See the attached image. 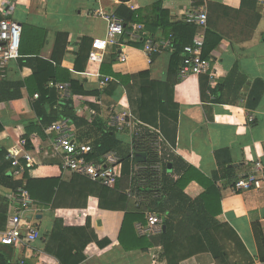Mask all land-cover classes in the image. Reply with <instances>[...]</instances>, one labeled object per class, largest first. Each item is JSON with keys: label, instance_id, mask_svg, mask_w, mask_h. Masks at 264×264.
Returning a JSON list of instances; mask_svg holds the SVG:
<instances>
[{"label": "crops", "instance_id": "obj_1", "mask_svg": "<svg viewBox=\"0 0 264 264\" xmlns=\"http://www.w3.org/2000/svg\"><path fill=\"white\" fill-rule=\"evenodd\" d=\"M160 1L170 10L173 24L182 22L184 15L194 7L193 0H0V21L9 18L22 25L24 31L26 27L33 28L30 39L35 42L34 46L37 49L42 47L40 50L42 59L51 61L55 52L61 67L69 70L73 79L82 83L86 91L100 92L99 99L75 98L73 109L78 118L86 121L93 119L91 112L95 111L96 118L108 126L111 106L132 114L127 89L118 82L115 75L134 77L149 71L153 80L166 81L172 51H164L154 56L150 63L143 42H140L143 43L141 48L121 43L106 51L102 65L90 63L88 59L85 72L77 73L74 71L75 60L83 40L87 39L93 43L96 39L106 36L107 23L95 17L94 12L101 8L108 14L116 15L118 8L124 5L137 15L138 22L131 25L144 26V36L157 41L168 39L166 31L157 30L151 34L148 29L158 21L153 8ZM206 3L207 7L214 5L213 12L208 9V18L212 22L208 28L217 31L223 38L209 58L211 86L213 88L221 86V89L217 97L202 101L199 81L192 76L181 80L182 83L180 82L177 88L180 91V98L184 101L181 102L178 121L174 122L160 116L156 132L141 130V136L143 134L145 136L142 137L143 141L162 138V142L167 143L166 154L174 155L173 161L178 159V162L168 164L166 167L168 174L178 177L176 174L178 170L184 165H190L216 183L222 195V214L217 220L228 223L236 231L255 259L254 264H264L258 259V249L252 231V224L255 222H260L264 230V190L237 193L232 186V178H245L252 171L255 162L261 161L264 164V90L260 87L255 91V94L260 95L257 105L251 99L254 82L256 80L264 82V38L259 35L264 24L263 19L258 28L253 29L255 14L264 17V4L259 0L255 11L252 9L242 11L243 0H206ZM36 31L45 32L46 36L35 34ZM59 33L69 36L65 49L62 43L56 47V37ZM125 37L132 41L128 36ZM122 54L127 57L125 63L119 62V56ZM32 75L31 66L20 68L17 61L11 62L5 71V78L9 82H23ZM98 75L110 77L115 82L112 81L113 85L101 89ZM2 79L0 74V81ZM59 85H50V89L55 92L50 101L52 115L62 112L61 104L66 101L62 99L64 91L59 89ZM135 90H138L137 87ZM23 93L26 96L25 90ZM89 104L95 105L98 110L92 109ZM250 118H253L252 122ZM0 123L5 128L0 134V150H5L8 154L6 160L12 162L6 174L0 175V210L5 207L4 200L10 201L6 225L12 217L26 215L31 217L30 222L42 238L49 235L53 229L56 214L52 206L37 208L32 203L30 207L24 208L20 193L22 189L13 188L15 183L22 182L24 173H20V168H24L22 162L29 159L36 166L49 167L50 175L55 177L62 175V187L56 195L58 206L65 209L61 211L77 213L73 216L78 217L81 216L80 213H86L92 220V227L99 241L105 239L112 241L109 246L99 249L94 255L89 253V249L86 250L87 259L82 264H168L166 259L160 257L163 250L158 238L152 240L153 247L147 252L139 250L127 252L119 241L115 240L125 214L145 213L146 217L150 213L163 217L152 205L161 194L147 191L161 188L160 182L164 173L162 155L158 157L150 146L156 158L155 163L160 161L161 164L159 180L153 178V175L157 177L152 170L155 163L151 164L149 160L144 163L132 162V170L135 171L136 177H132L131 183H125V186L122 184L116 195L110 199L109 203L115 210H100L98 199L91 196L90 190L86 193L88 196L86 208L75 210L70 207H79L73 205L79 199V194L88 189L82 187L88 185L90 181L64 170L61 156L55 151L54 136L46 132L41 136L38 133L31 134L29 138L33 149L29 151L19 143L28 136L30 129L39 126L36 114L34 112L18 114L10 103H1ZM74 132L80 143L91 144L83 128L74 125ZM118 137L122 141L120 154L124 152V156L131 157L133 152L138 150L136 141L132 140L128 131L119 134ZM115 153L120 158V154ZM13 162H17L19 166L14 167ZM229 162L235 170L232 175L221 171V167L225 168L224 165ZM1 166L3 163H0ZM226 174L227 176H224ZM4 177L11 180H5ZM204 193L205 189L197 182L190 183L185 189V195L191 200H197ZM122 195H125L127 200L123 199ZM141 224L143 223L137 222L134 225L139 237L144 236L137 229ZM195 235L197 230L186 221L179 220L175 224L176 242H182ZM43 244L38 241L30 250H16L1 245L0 249L10 256L9 264H37L41 256L49 259L42 254L45 249ZM94 246L98 248L93 244L90 250H93ZM184 263L186 260H183L182 264ZM209 263L215 264L211 257H205L203 264Z\"/></svg>", "mask_w": 264, "mask_h": 264}, {"label": "trees", "instance_id": "obj_2", "mask_svg": "<svg viewBox=\"0 0 264 264\" xmlns=\"http://www.w3.org/2000/svg\"><path fill=\"white\" fill-rule=\"evenodd\" d=\"M258 1L243 0L242 11L245 9L255 11ZM213 6H208L210 12H213ZM153 9L158 21L155 25L148 27L151 34L157 30H163L166 31L167 38L172 36L173 49L167 80H153L149 71L139 73L134 77L115 75V78L127 89L132 115L143 125L158 129V118L160 116H164L174 122H177L179 119L181 102L184 101V99L180 98V91L177 88L182 83L181 79H179V73L185 58V47L194 43L196 27L183 21L173 24L171 22L170 10L164 6L162 1L157 3ZM116 16L123 20L128 31L131 30V24L138 22L136 13L124 5L118 8ZM255 16L253 29L258 28L257 26L262 19L264 21L262 15L255 14ZM209 24L211 25L212 22L208 18ZM263 29L264 24L259 33L261 38H264ZM32 30L33 28L31 27H26L25 31L23 30L20 44V58L17 62L20 68L31 66L33 68V75L23 82L16 83L7 81L5 72H2L3 79L0 81V104L10 103L18 114L34 112L39 121V126L29 130L28 136L25 138L27 145L24 149L28 151L33 149L29 138L31 134L38 133L41 136L45 133L46 129L62 118H70L76 127L83 128L87 132L86 135L89 136L90 145L93 147V153L88 157L89 160L100 162L101 158L110 152H118L120 154V151H122V141L114 129L104 125L98 118H94L91 121L80 119L76 116L73 109V100L75 98L93 97L99 99L101 96L100 92L86 91L82 83L73 79L72 73L69 70L61 67L57 61L55 52L51 61L42 59L40 57L42 47H38L37 49L34 46L35 42H32L30 39V33H33ZM34 33L40 34L42 37L46 36L45 32L36 31ZM68 37L67 34L59 33L56 37V47L62 43L65 49L68 46ZM222 39L217 31L208 28L203 53L205 59L209 60L210 54L220 45ZM121 43L135 48L143 47V43L130 42L127 37H123ZM91 49L92 42L84 39L75 60V72H85ZM192 77L196 81H199L202 101L217 97L221 86L213 88L211 86L212 80L209 76L197 77L192 75ZM134 80L136 81L132 83ZM51 84L70 85V91L73 96V99L62 102L61 109L63 110L57 115H52L50 111V101H52L55 93L50 89ZM111 85H113L112 82L109 83V86ZM136 87L138 90H135ZM260 87L264 90V82L256 80L251 98L256 105L260 99V95L258 93L255 94V91ZM24 90L26 91V96L23 93ZM35 95H38L37 99H35ZM89 106L94 110H98L95 105L89 104ZM4 131L5 128L0 123V134ZM141 137L145 138L144 134ZM136 144L138 150L134 152V160H131L130 156H124V152L120 154L122 176L114 189L106 188L87 180L89 182L88 185H85L82 189H88L79 194V199L73 205L79 207L70 208L85 209L88 200L86 193L90 190L91 196L98 199L100 210H115V207L109 203L110 199L114 197L113 195H116L117 190L120 189L119 187L122 184L125 186V183H131L132 162L144 163L149 160L151 164L155 163L156 158L151 151L149 142L141 139ZM139 148L142 149L139 150ZM162 150L164 173L161 177V188L147 189V191L161 194V197L154 200L152 205L162 213L166 231L163 229L162 234L157 237H139L136 234L134 225L137 222L146 223L145 213L125 214L120 222L121 227L115 240L119 241L120 245L127 252L134 250L147 252L153 247L152 240L158 238L161 241L163 250L160 257L166 259L168 264H182L183 260H186L184 264H203L205 257H211L215 264H254L255 259L250 255L236 231L228 223H221L217 220L218 216L222 214V195L216 183L206 178L190 165H184L181 170H178V173H176L178 177L168 174L166 167L169 163L174 164V162H178V159H174L173 161L174 155L166 154L165 145ZM7 155L5 150H0V163H3V166L0 167V175H5L7 169L12 165V162L6 160ZM138 155H142L143 159L139 160L137 158ZM230 164L231 162L226 163L224 166L227 169L221 167V171L232 175L235 170ZM22 165L25 169L23 180L22 182L15 183L13 188H21L28 192L32 203L37 208L52 206V210L56 214L51 233L46 236L44 235L43 246L45 245V249L42 253L43 255L56 259L60 264H82L87 259L85 255L86 250L89 249V253L94 255L99 249L106 248L111 244L112 241L109 239L99 241L92 227V220L86 216V213H80V218L73 216L77 213H65L61 211L65 209H61L58 206L56 197L58 190L62 187L61 174L55 177L54 175H50L49 167H39L28 161H23ZM224 176H227V174ZM240 178H232V186ZM4 179L11 180L8 177H4ZM192 182H197L205 189V193L197 200H191L185 195V189ZM121 197L127 200L125 195ZM4 205L5 207L0 210V230H4L6 227L10 201L4 200ZM179 220H184L194 227L197 230V235L182 242H176L174 239V229L175 224ZM252 231L258 249V259L264 263V230L262 224L260 222L253 223ZM93 244H96L98 248L94 246L93 250H90ZM9 259L10 256L0 249V264H9ZM190 261L192 263H189Z\"/></svg>", "mask_w": 264, "mask_h": 264}, {"label": "built area", "instance_id": "obj_3", "mask_svg": "<svg viewBox=\"0 0 264 264\" xmlns=\"http://www.w3.org/2000/svg\"><path fill=\"white\" fill-rule=\"evenodd\" d=\"M100 1V0H99ZM194 7L188 11L183 18V22L196 27L194 43L185 47V58L180 69L179 79L183 80L192 75L209 76L212 80L211 63L203 56L208 29V7L206 0H193ZM264 4V0H261ZM94 16L103 19L107 23L105 38L96 39L92 43V50L89 55V62L102 65L106 51L110 47H117L121 44V39L128 36L133 42H143L144 50L148 54L150 63L154 56L164 51H172V37L163 40H154L152 37L144 36L145 30L142 25H131L130 31L126 29L123 20L115 14H108L103 9L95 10ZM23 33L22 25L5 18L0 21V74L5 72L11 62L20 58V44ZM127 57L119 56V62L125 63ZM2 76V75H1ZM99 87L105 89L110 82L114 81L110 77L98 75ZM59 89L64 91L62 99L71 100L73 96L70 91V85L60 84ZM38 98V95H35ZM108 126L114 129L118 134L128 131L133 141L136 143L143 139L141 137V128L156 132L157 129L148 127L140 123L129 111H119L115 106L109 108ZM91 117H97L95 111L91 112ZM253 118H250V122ZM48 135L54 136L55 151L61 156V164L65 171L72 175H77L97 183L103 187L114 189L122 176L121 159L115 152L104 155L100 162L89 160L88 157L93 153V147L89 144L80 143L74 132V124L70 118H62L45 130ZM165 141V140H164ZM149 145L159 156L162 155L163 146L168 147L162 138L156 140L148 139ZM20 145L24 148L27 140H20ZM135 143V144H136ZM135 152V151H134ZM134 152L131 160H134ZM163 156V155H162ZM28 159V157H27ZM163 159V158H162ZM160 160V158H159ZM28 162H31L29 159ZM135 162V161H134ZM159 162V163H158ZM14 167H18L17 162H13ZM152 170L159 174L161 170L160 161L152 166ZM25 169L20 168V173ZM136 177L135 171L132 170V177ZM138 177V176H137ZM237 193L261 191L264 190V164L261 161L254 163L252 171L245 178L239 179L233 186ZM21 202L24 208L31 206L32 201L28 192L20 190ZM30 216H14L9 219L4 230H0V245L11 247L16 250H30L36 242H43L39 231L30 222ZM145 224L137 227L138 231L149 237L160 236L163 232V219L155 214L146 215ZM23 264V263H22ZM37 264H60L56 259L49 257L44 259L42 256Z\"/></svg>", "mask_w": 264, "mask_h": 264}, {"label": "water", "instance_id": "obj_4", "mask_svg": "<svg viewBox=\"0 0 264 264\" xmlns=\"http://www.w3.org/2000/svg\"><path fill=\"white\" fill-rule=\"evenodd\" d=\"M137 158H138L139 160H142V159H143V156H142V155H138ZM30 218H31V217H30ZM163 229H164V231H166V226H164Z\"/></svg>", "mask_w": 264, "mask_h": 264}, {"label": "rangeland", "instance_id": "obj_5", "mask_svg": "<svg viewBox=\"0 0 264 264\" xmlns=\"http://www.w3.org/2000/svg\"><path fill=\"white\" fill-rule=\"evenodd\" d=\"M153 173H158V172H156V171H153ZM156 175H157V177H156V176H153V178H155V179L159 180V174H156Z\"/></svg>", "mask_w": 264, "mask_h": 264}]
</instances>
